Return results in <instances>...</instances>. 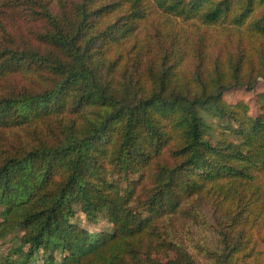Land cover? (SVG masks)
Segmentation results:
<instances>
[{"label": "trees", "instance_id": "trees-1", "mask_svg": "<svg viewBox=\"0 0 264 264\" xmlns=\"http://www.w3.org/2000/svg\"><path fill=\"white\" fill-rule=\"evenodd\" d=\"M259 79L264 0H0V264H264Z\"/></svg>", "mask_w": 264, "mask_h": 264}, {"label": "rangeland", "instance_id": "rangeland-1", "mask_svg": "<svg viewBox=\"0 0 264 264\" xmlns=\"http://www.w3.org/2000/svg\"><path fill=\"white\" fill-rule=\"evenodd\" d=\"M264 91V80L259 79L256 83V86L248 91L245 88H236L232 89L230 91H226L223 94V97L228 102H235V101H245L249 104L250 107V114L252 116H255L259 113V106L256 101V95L260 92ZM208 120L215 124L214 134L219 135L222 131L221 126L216 125L218 123L216 120H211L208 118ZM78 217L76 218L78 225L87 228L90 232H97L101 230H109L111 228V224L108 223L106 220L99 218L98 222L96 224L89 223L84 214L78 213ZM9 246V242L6 239L0 238V253H3L6 248Z\"/></svg>", "mask_w": 264, "mask_h": 264}]
</instances>
